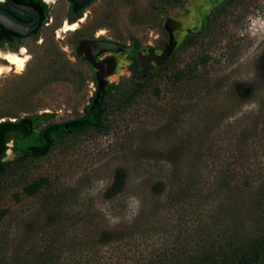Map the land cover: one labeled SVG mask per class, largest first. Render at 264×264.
<instances>
[{"label": "rangeland", "instance_id": "1", "mask_svg": "<svg viewBox=\"0 0 264 264\" xmlns=\"http://www.w3.org/2000/svg\"><path fill=\"white\" fill-rule=\"evenodd\" d=\"M221 1L92 0L73 19L54 0L33 38L0 47L25 50L22 70L0 57V121L47 113L45 123L80 117L94 97L77 40L98 35L125 48L105 76L103 130L62 137L42 157L20 158L7 143L0 264H193L222 235H257L264 0H234L208 22ZM167 50L163 62L138 59ZM133 69L149 79L132 92ZM102 233L113 237L102 242Z\"/></svg>", "mask_w": 264, "mask_h": 264}, {"label": "trees", "instance_id": "2", "mask_svg": "<svg viewBox=\"0 0 264 264\" xmlns=\"http://www.w3.org/2000/svg\"><path fill=\"white\" fill-rule=\"evenodd\" d=\"M233 1L234 0H222L210 14L208 22L224 14L225 10ZM45 17L44 13L41 18L42 21ZM0 28H2V26H0ZM185 41H187V38L183 40L182 43H185ZM13 47L14 46H12V48ZM204 61L205 60L202 59L200 63ZM196 66L197 63L194 62L191 68L192 71L195 70ZM140 76V72L136 69L132 70V92L146 85L149 79V76L144 78ZM111 88L112 85H109L108 89L110 90ZM105 94H107V90L99 94L97 98L93 97L89 104L83 108V114L72 120L45 123L49 114L41 113L24 116L14 121H0V175L5 172L9 164V161L4 159L7 143L9 141H12L10 150L20 158L42 157L45 156L51 147L62 137L79 133L87 129L103 130L102 99ZM40 123H42V126L37 130L36 126ZM41 183L42 181L40 179L33 181L24 186L23 191L25 194L30 195ZM154 189L160 191L162 189L161 184L155 182ZM262 215L259 224L260 229L257 235H253L247 240L242 238L241 242L234 241L230 236L222 235L224 239L221 240L220 238L219 241H216V248L205 251L202 257L203 259L198 258L193 264H264V202ZM111 237L113 236H109L108 233L100 234L102 242L109 241Z\"/></svg>", "mask_w": 264, "mask_h": 264}, {"label": "flooded vegetation", "instance_id": "3", "mask_svg": "<svg viewBox=\"0 0 264 264\" xmlns=\"http://www.w3.org/2000/svg\"><path fill=\"white\" fill-rule=\"evenodd\" d=\"M53 1L54 0H8L10 4H14L19 7H27L30 10L34 11L37 16V24L33 30L25 34H21L0 24V26H2V28H0V47L4 46L8 49H11L12 46L19 44L24 38H33V36L37 34L42 24L45 23L46 17L43 21L41 18L44 13L45 16L47 15V4L52 3ZM63 1L66 3V14L70 16V18L78 19L82 14H84L85 7L89 3H91L92 0ZM8 2H6L5 0H0V9L11 14L21 22L28 23L31 21V17L29 15L15 10ZM42 4L44 7L42 6ZM171 46L172 42L171 40H168V48ZM20 50L21 49H19V54L23 55L24 52L20 53ZM76 50H78L76 54L79 55V59L81 61H84L93 70V78L95 80L94 82L96 87L94 97L97 98L99 94L104 93L110 85L106 84L105 76H107V74L112 69L113 57L111 55L117 51H125V48L113 42L98 38V35H95L89 38L77 40ZM136 61L137 63L139 62L137 58ZM130 74L132 75V72H130ZM140 74L142 76L141 71ZM8 143H10V146L12 145V141H9Z\"/></svg>", "mask_w": 264, "mask_h": 264}, {"label": "water", "instance_id": "4", "mask_svg": "<svg viewBox=\"0 0 264 264\" xmlns=\"http://www.w3.org/2000/svg\"><path fill=\"white\" fill-rule=\"evenodd\" d=\"M8 2V0H5ZM80 1V0H76ZM9 3V2H8ZM10 4V3H9ZM12 8H14L17 11H20L24 14H27L31 17V21L28 23L21 22L17 20L15 17H13L11 14L7 13L6 11H3L0 9V24L6 28L13 29L21 34H25L31 30H33L37 24V16L34 11L30 10L27 7H19L14 4H10ZM169 51H166L159 56H144L138 58L144 67L145 62L148 60H154L155 62L159 63L160 61L164 60L165 56L168 54Z\"/></svg>", "mask_w": 264, "mask_h": 264}, {"label": "bare ground", "instance_id": "5", "mask_svg": "<svg viewBox=\"0 0 264 264\" xmlns=\"http://www.w3.org/2000/svg\"><path fill=\"white\" fill-rule=\"evenodd\" d=\"M46 1V0H45ZM75 24L72 25H64V30H72L74 29ZM25 50L22 48L20 50V53H23ZM19 53H14V52H0V57L3 58L4 60H6V62L9 64L8 66V70L11 68L10 66H14L16 67L17 70H22L24 63H25V59L18 57ZM0 72H1V68H0Z\"/></svg>", "mask_w": 264, "mask_h": 264}]
</instances>
